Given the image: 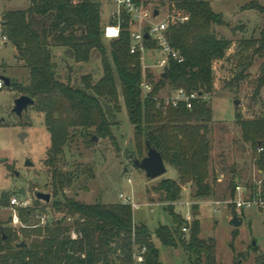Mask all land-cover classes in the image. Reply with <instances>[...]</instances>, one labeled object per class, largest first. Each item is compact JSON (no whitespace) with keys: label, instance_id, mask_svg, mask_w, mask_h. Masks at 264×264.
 <instances>
[{"label":"trees","instance_id":"obj_1","mask_svg":"<svg viewBox=\"0 0 264 264\" xmlns=\"http://www.w3.org/2000/svg\"><path fill=\"white\" fill-rule=\"evenodd\" d=\"M134 1L141 4V0ZM143 4L146 6L147 2ZM258 8L257 4L245 7ZM169 9L189 16L185 23L170 24L167 31L170 45L183 61L171 58L164 68L168 77L161 74L158 81L153 72H147V80L153 86L148 95L142 89L141 53L130 51L131 15L127 10L122 13L120 37L109 41L110 57L102 31V4L97 0H30L27 9L4 13L3 36L15 46L16 58L30 71L25 85L11 81V86L34 98V105L45 113L51 134L48 161L52 167L63 149L78 137L85 138L87 143H92L94 135L113 138L112 128L116 123L107 115L103 101L113 103L121 111V94L135 130L138 159L145 157L152 147L162 154L165 163L177 170L178 178L164 179L154 189L168 203L166 208L173 218L174 229L160 226L152 232L146 225L134 223L131 205L123 202L88 204L67 198L54 200L50 205L64 217L72 216L71 223L57 219L39 226L38 216L45 211L39 210L40 200H36L34 208L19 212L29 228L17 231L0 220V264H137L134 252L144 247L147 250L141 264H163L153 242L154 235L165 246L183 248L190 255L191 264H217L215 240L201 239L200 223L194 221L188 225L186 219L175 214L173 205L181 199L186 186L194 188L193 198L215 195L211 180L216 182L218 175L210 166L213 109L208 97L214 87L213 63L226 56L232 41L218 35L217 27L225 26L226 22L222 14L213 10L211 2L172 0ZM242 44L237 53L239 71L233 78L236 82L245 78L255 57L263 52L264 30L260 39L244 40ZM144 45L147 50L156 49L155 41L149 36L145 37ZM55 47L67 48L79 63L88 62L93 52H97L102 59L103 76L94 83L91 75H85L79 87L62 82L53 61ZM263 87L264 68L256 94ZM166 88L171 93L184 89L201 96L193 101L191 109L184 103L163 108L160 94ZM236 122L244 141L254 148L255 165L264 172V150L258 152L259 147L264 148V117L245 120L237 113ZM53 180L56 193L71 184L70 178L56 168ZM235 186L231 181L229 187L234 195ZM13 194L4 199L8 204ZM186 226L188 237L183 231ZM72 233L77 238L73 239ZM21 242L26 246L19 247ZM262 261L264 264V257Z\"/></svg>","mask_w":264,"mask_h":264},{"label":"rangeland","instance_id":"obj_2","mask_svg":"<svg viewBox=\"0 0 264 264\" xmlns=\"http://www.w3.org/2000/svg\"><path fill=\"white\" fill-rule=\"evenodd\" d=\"M97 1L102 4L103 28L110 22L114 6L112 0ZM204 1L211 2L213 10L224 16L226 25L217 27L218 35L232 41L226 56L213 63L214 87L208 97L213 109L209 134L210 166L216 177H222L216 182L211 180L215 195L207 199L193 198L194 188L186 186L173 209L178 217L185 219L189 215L190 224L194 221L200 223L201 239L215 240L217 264H233L236 261L241 264H261L264 257V208H245L239 214L235 211V195L229 186L231 181L251 186L255 179L260 178L254 162V148L251 143L244 141L236 114L240 113L245 120L264 117V87L258 94L255 92L264 68V50L255 57L243 80L236 82L233 78L239 71L237 53L243 47L242 42L262 36L264 10L260 8L264 9V0ZM145 2L151 10L160 11L154 22L167 20L175 12L169 9L172 0ZM251 4H257L259 8L245 9ZM29 6L30 0H0V76L9 77L12 83L23 85L28 82L30 71L16 58L15 46L4 40L1 22L6 11L25 10ZM104 41L110 57L109 41ZM52 53L58 78L64 83L70 82L74 87H79L83 85L82 77L85 75H91L94 83L103 76V63L97 52H93L85 63L76 62L65 47H55ZM152 72L158 81L159 71L153 68ZM21 95L13 85L6 86L0 94V220L6 226L12 227L9 222V204L4 199L24 188L31 194L37 191L51 194V201L46 203L40 200L39 206V210L45 211L51 222L61 219L63 223H71L73 220L72 216L64 217L63 213L53 210L50 204L54 200L64 201L67 198L88 204L122 203L120 195L123 194L126 197L133 196L134 202L139 205L133 209L134 223L144 224L152 232L160 226L175 228L166 208L168 203L154 189L164 179L176 180L177 170L166 163V173L151 179L136 167L133 161V158H138L135 130L129 121L121 94V111L113 103L103 101L107 115L116 123L112 128L113 138L94 135L92 143H87L85 138L78 137L59 154L55 167L48 161L51 134L45 113L36 105L29 107L22 117L12 112L14 100ZM160 95L169 97L172 93L166 88ZM236 100H239L238 105H235ZM3 159L7 161L2 162ZM27 160L33 163L32 167L26 165ZM54 168L71 181L70 185L59 188L57 193L53 187ZM235 213L244 218L240 227L230 224ZM234 232L237 233L235 237ZM184 233L189 236V230ZM153 242L159 249L163 264H191V257L183 248L165 246L155 235Z\"/></svg>","mask_w":264,"mask_h":264},{"label":"built area","instance_id":"obj_3","mask_svg":"<svg viewBox=\"0 0 264 264\" xmlns=\"http://www.w3.org/2000/svg\"><path fill=\"white\" fill-rule=\"evenodd\" d=\"M114 10L111 12V20L109 23L103 26V37L112 41L118 39L122 29V13L124 10L131 15L130 20V32L132 35L131 53H141L142 67L144 72V79L142 83V89L144 95H148L152 90V84L147 80V72H152V69H159L161 73H164V68L169 63L171 58L177 59L179 62L183 61V58L179 56V53L172 48L168 39V28L170 24L185 23L189 20L188 15H184L181 12L172 13L167 20L154 22L155 17L154 10L143 6L142 4L136 3L134 0H113ZM148 28V31L146 29ZM148 34L155 43L156 49L147 50L144 45L145 35ZM4 40L8 41L7 37L4 36ZM149 52H155L158 54V58L154 63H150L147 56ZM6 87L4 80L0 76V94ZM201 95L198 92L187 93L184 89H177L172 92L171 96L163 97V108L168 105L174 107L184 103L188 109L193 107V101L198 99ZM263 147L258 148V152H262ZM260 178L251 184V186L237 183L235 186V204L236 212L239 214L243 213L245 208L260 207L264 208V172L257 168ZM124 204L131 205L132 209L139 207L134 202V197H126L123 194L120 195ZM38 200L35 193L31 194L27 190L24 195L15 193L11 196L8 209L10 211V225L13 229L19 231L30 226L24 223L20 217V210H27L34 208L35 201ZM238 214V213H237ZM186 221L190 224L191 217L188 215ZM39 226L47 225L50 221L49 216L43 213L38 216ZM189 228L186 226L183 231H188ZM72 238H77L75 233H72ZM146 248H142L140 252H134V260L137 264H141L144 261V254Z\"/></svg>","mask_w":264,"mask_h":264},{"label":"water","instance_id":"obj_4","mask_svg":"<svg viewBox=\"0 0 264 264\" xmlns=\"http://www.w3.org/2000/svg\"><path fill=\"white\" fill-rule=\"evenodd\" d=\"M159 14L160 12L158 10L154 11L155 17L159 16ZM145 37H148V34H146ZM161 76L164 78L168 77L166 72L162 73ZM1 78L4 80L6 86L11 85V79L9 77L1 76ZM34 104H35L34 98L28 95H21L20 97L14 100V107L12 112L15 113L18 117H22L23 113L27 111L29 107L34 106ZM238 104H239V100H236L235 105ZM56 117H58V115H56ZM21 135H23V133H21ZM95 139H97V137H95ZM6 161L7 159L2 160V162H6ZM133 161L136 167L143 170L147 174V176L151 179H156L162 176L163 174H165L167 171V166L163 159L162 154L152 147L148 149V152L145 157L141 159L133 158ZM26 165L32 167L33 163L27 160ZM25 192L26 190L24 188L18 191V193L22 195H24ZM35 196L38 200L45 201L46 203H49L51 201V194L49 193L37 191L35 193ZM243 222H244V218L239 216L237 213H235L232 219L230 220V224L234 227L242 226ZM255 243L256 242L254 241L253 244ZM18 246L25 247L26 243L21 242Z\"/></svg>","mask_w":264,"mask_h":264},{"label":"crops","instance_id":"obj_5","mask_svg":"<svg viewBox=\"0 0 264 264\" xmlns=\"http://www.w3.org/2000/svg\"><path fill=\"white\" fill-rule=\"evenodd\" d=\"M145 2V0L143 1V0H141V4L143 5V6H145L143 3ZM112 3H113V0H112ZM145 7H147V8H150L148 5H146ZM151 9V8H150ZM113 11V10H112ZM160 12V11H159ZM3 25H4V22H1V26L3 27ZM147 58H148V60L150 61V63H154L155 61H156V59L158 58V54H156L155 52H149L148 53V56H147ZM155 69V68H154ZM158 71H159V73H161L160 72V70L159 69H157ZM234 170V169H233ZM219 177L218 178H221L222 176L221 175H218Z\"/></svg>","mask_w":264,"mask_h":264},{"label":"flooded vegetation","instance_id":"obj_6","mask_svg":"<svg viewBox=\"0 0 264 264\" xmlns=\"http://www.w3.org/2000/svg\"><path fill=\"white\" fill-rule=\"evenodd\" d=\"M17 175H18V174H17ZM19 190H20V189H19ZM19 190H18V191H19Z\"/></svg>","mask_w":264,"mask_h":264}]
</instances>
